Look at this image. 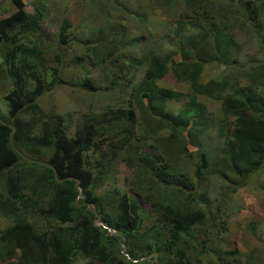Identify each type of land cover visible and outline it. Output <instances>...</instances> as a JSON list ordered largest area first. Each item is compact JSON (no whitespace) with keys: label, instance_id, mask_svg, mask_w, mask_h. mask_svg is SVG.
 Segmentation results:
<instances>
[{"label":"trees","instance_id":"trees-1","mask_svg":"<svg viewBox=\"0 0 264 264\" xmlns=\"http://www.w3.org/2000/svg\"><path fill=\"white\" fill-rule=\"evenodd\" d=\"M9 3L14 9L0 19V68L11 82L4 97L8 112L0 115L7 124L0 123V216L12 225L0 232V264H132L104 225L124 238L125 251L133 259L156 252L155 264H242L238 250H230L224 241L230 231L224 203L240 189L247 191V181L264 169V64L253 74L242 73L249 78L246 86L229 76L202 82L200 75L206 64L235 62L237 45L231 31L242 22L259 33L260 6L252 0H182L167 40L174 52L147 50L148 69L130 93L142 128L135 132V124L125 126L135 121L131 104L127 111L109 108L88 118L69 136L60 115L44 114L38 106L47 87L43 58L39 50L22 43L26 36L40 34L45 6L36 5L28 14L21 0ZM112 6L121 9L116 2ZM69 27L68 22L60 25L56 39L61 46L67 44ZM123 35L114 31L112 43L123 46ZM54 73L55 84L60 80L56 69ZM168 74L187 82L189 92L158 87L157 81ZM198 97L218 102L220 116ZM183 98L186 102L176 114L166 110L167 102ZM210 129L220 141L218 157H208L202 144ZM107 135L109 150L103 148ZM149 140L153 146L145 151ZM188 144L196 151L189 153ZM16 149L51 168L25 161ZM90 152L100 153L94 164L88 161ZM194 157L192 176L185 161ZM116 160L134 178L127 183L131 196L114 189L96 193ZM210 175L223 185L212 199L201 184ZM76 180L83 192L79 207L74 204ZM86 203L94 206L97 217Z\"/></svg>","mask_w":264,"mask_h":264},{"label":"rangeland","instance_id":"rangeland-1","mask_svg":"<svg viewBox=\"0 0 264 264\" xmlns=\"http://www.w3.org/2000/svg\"><path fill=\"white\" fill-rule=\"evenodd\" d=\"M10 1L0 0V19L11 14L13 6ZM21 1L28 14H32L36 5L45 6L40 34L26 36L22 40V43L28 47L39 50L43 58L47 87L38 99L42 111L60 115L69 136H72L76 127L88 118L103 114L109 108H123L127 111L133 104L135 121L125 123V126L128 123L135 124L134 130L138 132L142 128L141 113L130 101V93L148 69V62L144 60V56L148 54L147 50L156 53L174 52V47L167 40L172 37L174 22L182 0H175L176 4L169 6L153 0ZM252 1L260 6V21L263 28L258 33L251 25L238 22L231 31L237 45L236 55L232 54L235 56H233L235 62L226 66L216 63L206 64L200 75V81L219 80L223 76H229L238 78L240 86H246L249 78H245L242 73L253 74L264 64V0ZM113 2H116L121 9H114ZM123 8L125 11L130 10L131 13H125ZM132 11L138 12L140 16L141 13L144 15L138 17ZM63 22H68L70 27L67 31V44L61 46L56 37ZM117 29L124 34L123 46L112 43L113 32ZM188 34L196 35V32L188 31ZM2 61L0 51V65ZM55 69L60 80V85L57 86L54 84ZM4 71L2 69L0 72V109L3 115L7 112L4 97L11 87V82L4 75ZM157 86L182 94L189 92V84L177 82L171 74L157 81ZM198 99L207 106L208 110L220 116L218 102L205 97ZM185 102L186 98L167 102L166 110L176 114ZM160 135L164 136L166 132ZM216 135L217 132L210 129L202 138L205 151L209 153L208 157L219 156L216 147L220 146V141L217 140ZM104 137L106 141L103 148L109 150L108 135ZM152 146V140H149L145 145V151H150ZM187 150L190 153L196 151V148L188 144ZM99 155V152H90L87 156L88 161L94 164V161L100 158ZM116 161L117 163L111 164L110 175L103 180L96 193L106 195L114 189L120 194L127 192L128 196H131L133 194L127 189V183L134 178L123 163ZM196 161L197 157L185 161L192 176L195 172L193 163ZM256 174L247 181V191L240 189L224 203L230 227V231L224 236V241L230 250L234 248L238 250L242 264H264V169ZM208 179L201 184L206 187L212 199L221 191L223 185L215 175L208 176ZM140 206L145 211H151L147 204L140 203ZM145 224L148 222L146 221ZM11 225V220L0 216V232ZM74 264H83V261H76Z\"/></svg>","mask_w":264,"mask_h":264},{"label":"water","instance_id":"water-1","mask_svg":"<svg viewBox=\"0 0 264 264\" xmlns=\"http://www.w3.org/2000/svg\"><path fill=\"white\" fill-rule=\"evenodd\" d=\"M0 123L4 124V122L1 121V120H0ZM13 133H14V129L11 128V129H10V132H9V140H10L12 146H13ZM16 152H17L18 155H20L21 157H23V159H24L25 161L33 162V163H37V164H40V165H43V166L50 167L49 165H47V164L44 163V162L36 161V160H31V159L25 157V156H24L19 150H17V149H16ZM53 171H54V177H55V179H56L57 181H59V180L57 179V172H56L55 170H53ZM69 180H71V179L69 178ZM74 188L77 190V197H76V199H75V201H74V204H75L77 207H79L80 205L78 204V201H79V199H81V198L83 197V192H82V190L79 188V181H75ZM84 205H85V207L87 208L88 211H90L95 217H97V212L95 211L94 206H93L92 204H87V203H86V204H84ZM96 222H98L99 225H102V223L99 222L98 219H96ZM103 229H106V230H107V234H110L111 236L118 238V244H119V248H120V253H121V255L125 256V257L127 258L128 261H130V262H132V263H139V262L142 261V260H148V259H149V257L140 258V259H138V260H134V259H132L131 257L128 256V254H127L126 251H125V245H124V243H123V238H119V234H118L116 231L111 230L110 228L106 227L105 225L103 226ZM150 256L153 258V259L151 260L150 264H155V261H156V258H157V253H152Z\"/></svg>","mask_w":264,"mask_h":264},{"label":"clouds","instance_id":"clouds-1","mask_svg":"<svg viewBox=\"0 0 264 264\" xmlns=\"http://www.w3.org/2000/svg\"><path fill=\"white\" fill-rule=\"evenodd\" d=\"M57 85H60V81L59 82H56L55 83V86H57ZM10 90H11V87H10ZM9 90V91H10ZM7 95V94H6ZM5 95V96H6ZM4 101H5V99H4ZM5 104H6V101H5ZM37 104H38V100H37ZM38 106H39V104H38ZM6 107H7V105H6ZM41 109V108H40ZM42 110V109H41ZM7 112H8V108H7ZM7 112H6V114H4V115H7ZM44 114H48V112H43ZM0 115H3L2 114V111H1V109H0ZM1 120V119H0ZM2 121V120H1ZM4 122V121H3ZM2 124V123H1ZM3 125H7L5 122H4V124ZM11 128H13V127H11ZM14 129V128H13ZM14 134V133H13ZM28 158V157H27ZM32 160V159H31ZM37 161V160H36ZM42 162V161H41ZM45 163V162H44ZM47 164V163H46ZM38 165H40V164H38ZM48 165V164H47ZM41 166H43V165H41ZM50 166V165H49ZM49 168H51V167H49ZM69 179V178H68ZM70 179H72V178H70ZM77 181V180H76ZM79 188H80V186H79ZM81 189V188H80ZM76 190V189H75ZM82 190V189H81ZM77 191V190H76ZM83 199V197L81 198V199H79V200H82ZM98 223V222H97ZM109 228V227H108ZM112 230V229H111ZM118 233V232H117ZM110 235V234H109ZM154 253H156V252H154ZM152 254V253H151ZM151 254H149V260H142V261H140L139 263H134V264H147L148 262H151V260L153 259L150 255ZM129 256V255H128ZM148 255H146V256H143L142 258H144V257H147ZM130 257V256H129ZM157 257H158V254H157ZM127 259V258H126ZM133 259V258H132ZM138 259H140V258H138ZM138 259H134V260H138ZM156 261H157V258H156ZM156 261H155V263H156ZM130 262V261H129ZM130 263H132V262H130Z\"/></svg>","mask_w":264,"mask_h":264},{"label":"flooded vegetation","instance_id":"flooded-vegetation-1","mask_svg":"<svg viewBox=\"0 0 264 264\" xmlns=\"http://www.w3.org/2000/svg\"><path fill=\"white\" fill-rule=\"evenodd\" d=\"M109 235V234H108ZM116 238V237H115ZM119 238H122L121 236H119ZM118 240V239H117ZM123 240H124V238H123ZM147 257H149V255L147 256ZM149 260V259H148ZM132 264H134V263H132ZM147 264H150V262H148Z\"/></svg>","mask_w":264,"mask_h":264}]
</instances>
